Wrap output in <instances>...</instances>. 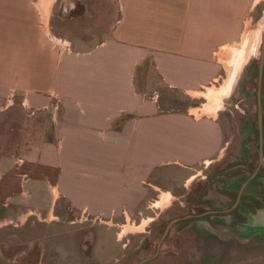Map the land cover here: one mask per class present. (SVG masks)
Instances as JSON below:
<instances>
[{
  "label": "crops",
  "instance_id": "obj_1",
  "mask_svg": "<svg viewBox=\"0 0 264 264\" xmlns=\"http://www.w3.org/2000/svg\"><path fill=\"white\" fill-rule=\"evenodd\" d=\"M261 1L0 0V98L20 95L25 107L51 111L54 118L51 139L24 154L0 155V264H44L41 223L53 222L69 208L107 220L93 263L122 264L115 221L151 217L144 203L154 190L173 194V187L194 181L196 166L215 160L226 144L215 111L221 103L216 87L209 90L204 110V105L165 109L138 86L140 67L151 60L165 85L189 95L207 88L226 68L220 58L249 36ZM242 48L235 60L247 54ZM256 173L242 184L243 191ZM178 174L180 182L163 185ZM207 183L176 193L185 192L192 211L169 222L177 218L173 224L184 228L202 219L206 224L196 229L208 236L218 224L227 225L225 214H230L232 234L264 236V204L232 225L229 211L241 198L221 208ZM158 196L155 204H169L168 195ZM191 216L196 218L186 225L179 222ZM179 234L173 240L178 251Z\"/></svg>",
  "mask_w": 264,
  "mask_h": 264
},
{
  "label": "rangeland",
  "instance_id": "obj_2",
  "mask_svg": "<svg viewBox=\"0 0 264 264\" xmlns=\"http://www.w3.org/2000/svg\"><path fill=\"white\" fill-rule=\"evenodd\" d=\"M250 23L252 24L248 28L249 36L246 40L236 44L235 49H228L220 58L226 68L219 80L207 88H202L194 95L165 85L151 60H146L140 67L138 86L147 96L158 98L165 109L192 107L191 109L194 110L196 106L207 105L211 101L208 98L209 90L216 87L222 102L215 111L223 124L226 144L215 160L196 166L199 170L194 181L186 180L185 186L173 187V194L160 189L154 190L152 198L144 203V208L148 211L145 214L153 217L144 218L139 213L140 215L127 217V219L121 217L115 221L117 225L114 229L120 232L121 251L118 257L122 264H138L145 257L150 259L146 260L148 263L144 261L142 264H173L175 262L173 259L183 260V264H188L187 261H190V264H260L264 262V236L245 238L232 234L234 231L229 226L230 214H225L227 225L218 224L214 229L216 233L208 236L196 229V225L206 224V221L202 219L184 228L174 223L161 245L159 244L162 235L159 231L160 221H164L165 229L171 218L192 211L189 202H186L185 192L183 196H178L176 193L210 182V194L216 197V204L221 208L232 207L235 200L224 189L230 186H235L234 190L241 189L242 184L253 175L260 164V147L258 159L254 161V153L257 152L260 141L259 72L258 76L252 79V65L258 63L260 68L264 45V0L256 9ZM244 46L247 47L248 55L243 56L242 61L235 60L234 58L240 53L239 49H243ZM226 84L230 86L229 91L222 96ZM222 87L224 90L221 89ZM12 98L10 100L0 98V155L24 154L32 145L43 144L54 136V118L51 111H35L25 107L20 95H15L13 100ZM249 160L255 164V167H252L254 170L252 174L246 179L244 174H235L237 170L238 172L241 169L246 170L244 161ZM232 170L234 171L231 172ZM178 175L173 177V180L171 178L164 180L163 185L180 182L181 174ZM159 193L168 195L167 198L170 201L167 206L155 204L159 199ZM68 210L49 224L41 223V232L46 233L44 264H94L95 255H97L94 248L98 233L101 227L107 226L105 223L107 220L104 217L96 218L88 213L79 214L70 208ZM143 221L145 224L137 228ZM178 233L183 234L179 241L182 244L179 251L173 242ZM182 248L187 251H182ZM157 251L158 255L154 257ZM158 259L161 261L154 262Z\"/></svg>",
  "mask_w": 264,
  "mask_h": 264
},
{
  "label": "trees",
  "instance_id": "obj_3",
  "mask_svg": "<svg viewBox=\"0 0 264 264\" xmlns=\"http://www.w3.org/2000/svg\"><path fill=\"white\" fill-rule=\"evenodd\" d=\"M252 66H253V68H252V79H255L258 76L259 65H258V63H255ZM263 100H264V81H263ZM256 131H258V129ZM258 145L259 146L257 148V152L254 153L255 154L254 155V161H257L258 156H259L260 141H259ZM249 161H244V163H246V166H247L246 168H244L246 170L241 169L240 172H238V170H237L235 172V174H240V175L244 174L245 179L248 176H250L252 174V172L254 171L252 167H255V164H254V162H251V160H249ZM233 171L234 170H232L231 172H233ZM248 171H249V174H248ZM224 190L227 191L232 196V198L236 201L240 189L230 190L228 188H225ZM263 204H264V167L262 166L260 168V170L256 173V175H254L250 179L248 185L246 186V188L244 189V191L242 193V197H241V200L239 201L238 205L233 207L229 211L233 214V220H232L231 224L235 225L240 221H245L246 215H248L255 208L260 207ZM197 210H196L197 212H200V211H203L204 208H202V207L199 209L197 208ZM224 213H226V212L225 211L224 212H221V211L215 212V214H217V215L224 214ZM210 214H212V213L205 214L204 217H210ZM195 218H196V216H191V217H187L185 219H182L179 222L182 225H186L187 223H189L190 221H192ZM217 221L218 222H224V218L217 217ZM164 226H165V223L162 222L160 225V229H159L160 232L164 231Z\"/></svg>",
  "mask_w": 264,
  "mask_h": 264
},
{
  "label": "water",
  "instance_id": "obj_4",
  "mask_svg": "<svg viewBox=\"0 0 264 264\" xmlns=\"http://www.w3.org/2000/svg\"><path fill=\"white\" fill-rule=\"evenodd\" d=\"M263 80H264V45H263V52H262L261 61H260L259 84H258L259 132H260V154H261V160H260V164H259L258 168H260L262 165L264 166V102H263ZM258 168H257V170H258ZM257 170H256V172H257ZM256 172H254V173H256ZM243 187L241 188V190L239 192L238 201L241 198V194H242V191H243ZM176 220H177V218H174V219H172L169 222V224L167 225V227L165 229V232H164V234L162 236V239L160 240L159 244L162 243V240H163L164 236L167 234V232L170 229L171 225Z\"/></svg>",
  "mask_w": 264,
  "mask_h": 264
},
{
  "label": "built area",
  "instance_id": "obj_5",
  "mask_svg": "<svg viewBox=\"0 0 264 264\" xmlns=\"http://www.w3.org/2000/svg\"><path fill=\"white\" fill-rule=\"evenodd\" d=\"M51 38L54 39L57 44L60 43V40H61L60 38L53 37V36ZM52 108L55 110L54 113H53V114H55V112H56V110L58 108V103L53 104ZM95 217L98 218L99 216H95Z\"/></svg>",
  "mask_w": 264,
  "mask_h": 264
},
{
  "label": "flooded vegetation",
  "instance_id": "obj_6",
  "mask_svg": "<svg viewBox=\"0 0 264 264\" xmlns=\"http://www.w3.org/2000/svg\"><path fill=\"white\" fill-rule=\"evenodd\" d=\"M247 55H248V53H247ZM229 87H230L229 84H227V88H226L225 92L222 94V96L229 91ZM221 102H222V97H221Z\"/></svg>",
  "mask_w": 264,
  "mask_h": 264
},
{
  "label": "bare ground",
  "instance_id": "obj_7",
  "mask_svg": "<svg viewBox=\"0 0 264 264\" xmlns=\"http://www.w3.org/2000/svg\"><path fill=\"white\" fill-rule=\"evenodd\" d=\"M248 53V52H247ZM246 56H247V54H246ZM243 58V57H242ZM241 61H242V59H240Z\"/></svg>",
  "mask_w": 264,
  "mask_h": 264
}]
</instances>
